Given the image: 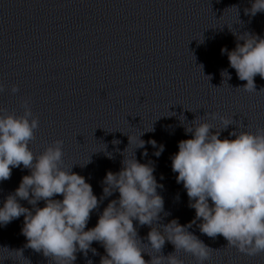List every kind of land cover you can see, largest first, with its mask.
<instances>
[{
  "label": "clouds",
  "instance_id": "obj_1",
  "mask_svg": "<svg viewBox=\"0 0 264 264\" xmlns=\"http://www.w3.org/2000/svg\"><path fill=\"white\" fill-rule=\"evenodd\" d=\"M231 8L239 13L238 6ZM261 12L264 0H252L251 7L244 9L245 15L250 16ZM233 34L235 48L229 51L224 47L221 54H227L238 79L246 81L239 88L246 92L264 91H257L255 84L257 75L264 79V37L250 32ZM221 76L225 82L231 79L227 69L221 71ZM3 91L4 85L0 84V92ZM18 91V85L11 86L12 94ZM21 107L22 114L0 108V182L11 178L13 168L23 166L29 170L0 207V225L6 226L23 216L25 247L42 253L52 264H74L77 252L85 256L89 251L98 254L92 248L93 242L105 250L100 264H184L178 255L181 251L190 254L196 264H205L213 249L189 231L197 221L202 234L213 239L222 236L227 247L241 254L264 253V128L253 132L237 125L238 130L229 133L234 139H222L221 133L235 123L232 117L218 113L204 116L219 119L221 127L198 117L185 126V133L191 138L178 142L171 169L177 174L176 182L186 190L195 218L187 225L177 219L163 224L160 214L164 212V199L157 191L163 185L158 184L151 162H139L135 152L126 156L127 147L122 153L120 171L106 173L103 194L98 198L84 176L65 167L62 140L53 141L42 152L33 151L31 144L36 140L39 118L33 114L29 99H24ZM141 135L143 132L135 137L136 149H144L146 143L157 147L155 140L146 142L140 139ZM128 140L133 143V135H128ZM163 151L164 146L160 145L154 155L159 157ZM143 155L147 156V150ZM117 192L118 198L107 204L97 224L87 228L92 212L105 197ZM21 200L31 208L22 206ZM41 201L43 207L38 206ZM134 222L150 228L146 237L139 236ZM166 242L174 246V251L164 255ZM16 251L23 256L22 250ZM145 253L150 259L144 258Z\"/></svg>",
  "mask_w": 264,
  "mask_h": 264
}]
</instances>
